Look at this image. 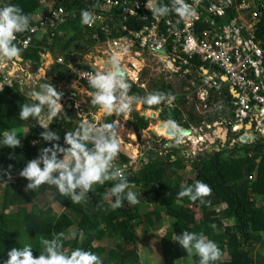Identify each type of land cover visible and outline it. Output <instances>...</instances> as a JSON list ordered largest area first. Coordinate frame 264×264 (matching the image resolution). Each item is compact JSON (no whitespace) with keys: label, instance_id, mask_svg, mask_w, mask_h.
I'll return each instance as SVG.
<instances>
[{"label":"trees","instance_id":"trees-1","mask_svg":"<svg viewBox=\"0 0 264 264\" xmlns=\"http://www.w3.org/2000/svg\"><path fill=\"white\" fill-rule=\"evenodd\" d=\"M253 1L259 3V0ZM14 5L21 7L30 16L39 8L38 0H15ZM75 6L71 8L75 9ZM82 10L84 7H81L77 20L69 21L57 29V37L52 39L51 44L47 39L34 41L31 48L22 51V58L31 62L34 73L39 69L44 49L71 60L73 56L68 52L79 54L83 39L94 46L88 37L90 34L87 26L81 24ZM27 34L28 31L17 37L22 39ZM257 36L264 40V16ZM201 68L210 67L198 60L186 67L190 72L188 79L195 83V87L199 86L200 78L194 74ZM68 75L65 67L56 65L48 78L62 82L68 79ZM130 85L129 92L136 97L147 96V91L132 83ZM151 87L152 93H163L164 99L152 105L145 103V109H163L159 119L161 122L174 123L179 129H189L199 119L192 113L187 114L184 108L187 95H179L173 85L152 83ZM221 93L224 100L222 110L206 114L203 118L209 125L224 122L232 129V123L236 121L235 100L229 95V88L224 85ZM171 98H175L174 107L167 106V100ZM32 102L20 91L19 85L0 94V139L5 130H19L26 126L30 129L29 137L21 140V147L12 149L0 143V170H6L9 177L19 178L5 193L4 213L0 217V264H5L12 248L20 249L24 244H31L33 255L38 257L41 251L39 238L43 236L51 239L60 232L64 233L63 244L69 251L78 247L92 251L101 257L103 264H143L140 228L160 232L167 219L173 221V224L162 242L165 264H176L185 259H192L194 264H199L198 256L193 254L189 258L181 246L173 241L174 236L184 231L203 233L219 246L222 258L215 264H264V256L257 248L259 245L264 248V141L257 135L253 143L245 144L241 142L242 135L232 134V140L236 141L234 146L229 142L224 147L220 146L219 151L207 152L192 163L196 176L187 185H194L197 181L208 184L212 195L205 200L211 202L210 206L199 201L192 202L187 197L178 198L181 183L175 172L183 169L185 159L181 156L183 150H177L176 146L165 151L158 147L155 153L158 159L154 156L149 163L143 160L139 172L133 169L125 172L129 183L135 184V188L130 190L137 194L139 204L131 205L125 200L122 207H111L115 197L111 196L113 201L109 203L110 195L106 194L118 181L94 185L93 192L88 194L89 200L74 204L70 198L61 196L55 186L44 184L36 191H26L29 181L19 175L27 162L38 158L43 147H52V143L42 139L44 129L35 120L19 119L20 106ZM64 111L65 114L62 112L52 120L49 130L57 132L60 136L58 143L67 147L64 136L67 131H74L78 127L76 120L79 119L74 109L64 108ZM186 115L189 119H186ZM115 120L117 116L106 117V123H114ZM133 122L140 137L150 128V121L138 114L133 117ZM116 166L123 170L125 165L119 163ZM17 184L18 189L15 187ZM48 195H52L53 202L63 208L60 215L21 212L28 205H40ZM144 205L158 207V210L143 215L141 209ZM11 208H19L20 212L6 214ZM213 224L216 225L215 229L211 227ZM80 232L84 233L83 240L79 238ZM72 233H76L73 239L69 237ZM113 254L116 255L115 260L112 259Z\"/></svg>","mask_w":264,"mask_h":264},{"label":"built area","instance_id":"built-area-1","mask_svg":"<svg viewBox=\"0 0 264 264\" xmlns=\"http://www.w3.org/2000/svg\"><path fill=\"white\" fill-rule=\"evenodd\" d=\"M12 2L0 0V7ZM98 2L102 7L93 8L97 0H88L87 10L93 11L97 17L96 22L88 27L107 38L105 45L108 51L103 52L111 60L112 57L119 60L120 66L128 72L125 79L129 84L147 90L141 78L145 68H140L145 54L155 58L168 56L171 64H184L186 67L194 60L208 64L209 69L201 68L197 72L200 84L194 90V100L205 112L203 117L222 110L221 88L224 80L236 94L234 123L241 127L249 125L255 135L264 141V40L257 36L264 16L263 3L255 5L250 0H242L238 4L234 0H186L195 10V15L181 18L175 13L154 17L146 7L147 0ZM170 3L171 0H154L151 6ZM41 4L46 8L44 14L33 22L27 37H17L16 43L22 51L31 48L34 37L39 33L58 29L71 16L57 2ZM57 64L68 70L71 82L88 87L87 79L83 78L86 73L106 72L112 68V65L106 68L95 64L87 69L64 57L59 58ZM125 64H129L127 69ZM18 79L11 60L0 58V94L13 89ZM128 94L136 97L133 93ZM143 103L133 102L126 115L114 113L131 118L139 112ZM167 106L174 107L175 98L168 99ZM190 142L196 144L192 140ZM249 143L253 142L248 139ZM127 169L125 166L122 170L124 176Z\"/></svg>","mask_w":264,"mask_h":264},{"label":"clouds","instance_id":"clouds-1","mask_svg":"<svg viewBox=\"0 0 264 264\" xmlns=\"http://www.w3.org/2000/svg\"><path fill=\"white\" fill-rule=\"evenodd\" d=\"M153 4L154 0H147L146 7L151 10L154 17H163L170 13H175L181 18L195 15V10L186 0H171L170 5L156 4L154 7L151 6ZM92 7L102 6L97 0ZM96 19L93 11L87 9L81 11L82 25L90 27ZM30 30L31 16L24 13L21 7L12 4L0 7V58L14 60L19 57L22 49L16 43L17 35ZM111 65L109 71L89 72L83 77L87 79L89 87L94 89L90 94L92 105L98 106L108 114L115 112L126 115L131 110L133 102L152 105L164 99L163 93H152L146 97L130 96L128 93L131 85L125 79V72L121 69L119 60L112 57ZM63 95V92L52 83H45L39 86L38 91L32 90L27 93L32 103L20 106L19 119L35 120L44 129L41 133L42 139L52 143V147H43L38 158L27 162L26 167L19 172L21 177L29 181L26 191H36L47 184L55 186L59 194L70 198L72 203L81 204L89 200L88 194L93 192L94 185L118 181L106 194L115 197L111 207L120 208L125 200L131 205L139 204L137 194L130 190L135 188V184L129 183L122 169L115 163L123 144L115 123L98 124L81 114L78 127L74 131H67L64 136L67 147H62L58 143L60 136L57 132L49 130L50 125L46 121L57 118L62 112L65 114L64 105L61 103ZM79 106L76 105L77 108ZM18 137L15 129L5 130L0 143L4 147L16 149L22 146ZM180 187L179 199L187 197L192 202L199 201L210 206L211 202L205 200L212 195V189L208 184L197 181L194 185L181 184ZM211 227L215 229L216 225L213 224ZM75 236L74 233L73 238ZM79 238L84 239L83 232L79 233ZM39 240L41 251L38 257L33 255L31 244H24L22 248H12L8 252L5 264H103L101 257L92 251L79 247L71 251L66 249L63 244V232L54 234L51 239L41 236ZM173 241L181 246L189 258L193 254L198 256L199 264H215L222 258L219 246L203 233L184 231L174 236Z\"/></svg>","mask_w":264,"mask_h":264},{"label":"rangeland","instance_id":"rangeland-1","mask_svg":"<svg viewBox=\"0 0 264 264\" xmlns=\"http://www.w3.org/2000/svg\"><path fill=\"white\" fill-rule=\"evenodd\" d=\"M259 2H262L264 4V0H259ZM88 51L89 52L87 51L85 52L87 54V57H93L96 59L103 58L111 61L110 56H106L105 52L101 51L100 49H93ZM68 53L71 54L73 53V51H70ZM141 63L145 64L144 67L145 72L146 73L149 72L148 73L149 76L147 78L148 83L155 82L157 84H164V83L171 84L175 86V89L179 95H183V94L187 95V99H186L187 104L185 105L184 108L187 114L192 113L193 116L196 115V117L199 118L200 121V122L197 121V123L193 124L194 125L193 129H195L196 131H200V134L202 136L210 137L214 141V143L207 142L204 145V147L198 146L197 143L200 142L195 141V143L197 144V145L195 144V146L191 142H189V144L194 148V151L192 153H190L189 150H187L188 148L183 149L181 156H183V158L185 159L184 166L181 171H176L175 175L176 178H179L181 184L187 185V183L190 180H194L196 176L195 172L192 169V163H194L197 158L201 157V155L207 152L219 151L220 146H222L221 141H223V136H220L218 132L219 128H222L223 130L229 132L228 135L229 137L227 138V142L225 143L227 145L229 142H232L234 144L235 141L232 140L233 138L230 135L237 131H238L237 134H239L240 133L239 130L242 125L237 123H232L231 126L232 129H230L226 124L221 125V123L219 122H214L212 125H209L206 122L205 118H203L205 112L200 108L198 104L195 103L193 98L195 83L190 79H188L189 71H187L184 66L179 65L174 69L171 66H169V64L162 62L161 59H159V57L151 58L149 56H146V58H144L143 62ZM98 65H101V62H99ZM194 76L196 78L199 77V73L194 74ZM104 113L105 112H99L97 115H95L94 119L89 117L87 118L98 124H103L105 123ZM147 113L150 117L151 113L149 112ZM186 118L189 119L188 116ZM117 120L118 121L115 123L116 130L118 131V134L123 141L120 154L118 156L119 160L123 162V165L127 166L128 168L127 171L133 169L135 172H139L143 167L142 161L154 157L156 151V147H155L156 142L154 141L152 131L155 130V128H157L160 125V123L156 121V123L152 124L150 128L142 135V137H140L136 133L135 128L133 126V119L128 121L125 117L117 116ZM247 126L249 125H245L244 127ZM16 132L19 135L18 138L20 140H25L30 135V130L27 126L22 127L19 130H16ZM161 133L163 135H166V130H164ZM5 172L6 170H0V217L4 213L3 203H4L6 191L12 188L14 186V183L19 180V178H12V177L9 178V176H7ZM15 187L18 189L19 185L17 184ZM112 201L113 198L110 196L108 198V202L112 203ZM156 210H158V207H149L147 205L146 206L144 205L142 206L141 214L150 215L153 211ZM23 211L28 213H37L44 215H49V214L60 215L63 211V208L53 202L52 195H48L46 198L43 199L40 205L38 204L37 206L28 205L21 212ZM18 212H20L19 208H11L6 211V214H16ZM196 212L199 214L198 211ZM172 224L173 221L167 219L165 221L164 229L160 232H154L151 229L150 230L143 229L142 227L140 228L139 233L141 238L140 243H141L143 264H165L162 242H163V238L167 235L170 228L172 227ZM73 234L74 233H72V235H69V237L72 239H73ZM112 256H113L112 259L115 260L116 255L113 254ZM176 264H194V263L192 259H185L178 261Z\"/></svg>","mask_w":264,"mask_h":264},{"label":"crops","instance_id":"crops-1","mask_svg":"<svg viewBox=\"0 0 264 264\" xmlns=\"http://www.w3.org/2000/svg\"><path fill=\"white\" fill-rule=\"evenodd\" d=\"M14 1L15 0H13V2L11 3L12 5H14ZM47 1H49V2H52V1L53 2H57V4H61L62 7H64V9L66 10V13L68 15H71L67 22L77 20V17L79 15L81 7H84V10L88 9L87 8L88 0H47ZM47 1L38 0L39 8L31 16V25L33 24V22L35 20H37L38 16L40 17V16H42L44 14V12L46 11V8H45L44 5L42 6L41 3L42 2H47ZM241 1L240 0H234V2H237V4L240 3ZM251 2H253L255 5H257L254 1H251ZM261 3L262 2H259L258 5L261 4ZM73 5L74 6L76 5L75 9L71 8V6H73ZM247 16H249V14ZM73 18H75V19H73ZM237 18H239V14H237ZM67 22H65V23H67ZM64 24H62L61 26H63ZM61 26H59L58 28H60ZM87 29H88V32L90 34L88 37L90 38V41L94 44V46H90L89 44H87V40L83 39L80 42V46H81L80 48L82 49V51L79 54H74V51H73V53H71V55L73 56V59H71L72 61H74V58L76 56H82L84 58L83 60H80V61H74V62H76L78 64L81 63L80 65L83 68H86V67L91 68L95 64L96 65L99 64V61H97L98 58L96 59V58H93V57H87V54L85 53L86 51L89 52L88 50H93V49H100L101 51H108V47L105 45V43L107 42V38L102 36L98 30H92L88 26H87ZM56 32H58L57 29L56 30H46L45 32H41L36 37H34V41H43V40L47 39L48 42L51 44L52 43V39H55L57 37ZM28 34H29V31H28ZM27 35L25 37H27ZM64 37H65V35L62 36V39ZM63 42H65V41H63ZM86 48H87V50H86ZM102 49H104V50H102ZM57 51H60V50H57ZM56 54L57 53L53 54L51 52V50H49V49H44L43 56H42V59H41V64L39 65V69L35 73L33 71V67H32L31 62L24 61V59L22 58V55H20L19 57L15 58L14 60H11V63H13L15 71H16L18 77H19L18 82L15 85H19L20 86V91L24 95L27 96V93H29L32 90H37L38 91L40 85L45 84V83H48V84L52 83L58 90L62 91L63 94H64L63 95V99L61 101V103L64 105V108H66L67 110H72V109L75 110L76 115H77V119H79V120H76L77 121L76 123H78V124L81 122V114L86 115L87 117L94 119L95 115H97L99 112H105L102 109H100L98 106H94V105L91 104V95L90 94H91V92L93 90L90 87H88V86H86L84 84L73 83V82L70 81L69 78L66 81H62V82H59V81L56 82V81H53L52 79L48 78L49 76H51L53 74V70H54L55 66L58 65L57 64V60L62 57V56H59V54H57V55ZM146 56H149L151 58H155L151 54H145L144 58H146ZM100 59H101V61H100L101 65L100 66H102V65L104 66V62H108L109 66L111 65V61L110 60L103 59V58H100ZM159 59H161L162 62H165V63L168 62L169 66H172V68H174V69H175V67H177L179 65L180 66H185L184 64H171L170 61H169L171 58L168 57V56L167 57H163V58L159 57ZM128 61L129 60H127V62ZM130 62H133V60H131ZM128 65L129 64H125L124 68L127 69ZM140 65H141V68L145 67V64H140ZM148 73H146L145 70H144V72L141 75L142 82L145 83L146 86H147V90H145L148 93L147 96L149 94H152V87H151L152 83H148L147 82V78L149 76ZM189 74H190V72H189ZM134 76H136V74H134ZM176 76H178V75H176ZM153 83H155V82H153ZM73 85H76V86L73 87ZM223 85L229 88V95L232 96V98L235 100L236 99V94H234L233 90H231L230 86L224 80H223ZM144 96H146V95H144ZM222 101H224L223 98H222ZM77 104L80 105L79 108L76 107ZM221 104L223 105V103H221ZM163 111H164L163 109H160L158 111H155V110H148L147 111L145 109V103H143V104H140L139 112L137 114L140 115L142 118H146V119L148 118L149 119L148 121H150V126L152 124H155L156 121L158 123H160V125H161L163 122H161L159 119H160V116L162 115ZM147 112L151 113L150 117H149ZM154 113L158 114V118L153 122L152 114H154ZM104 114H105V123H106V117L107 116L113 117V116L116 115L114 112L112 114H108V113L105 112ZM134 116H132L131 118H127V117H125V118L128 121H130L131 119H133ZM121 117H124V116H121ZM186 117H187V115H186ZM186 119H188V118H186ZM47 121L46 122L49 125L52 122V120H47ZM117 121L118 120H115L114 123H116ZM170 124H172L175 127L174 123H170ZM133 126H134V122H133ZM192 126L193 125H191V127ZM157 129H158V127L155 128V130H157ZM176 129H179V128H176ZM153 131H152V134H153ZM239 131H240L239 134H237L238 131L235 132V133H232V131H231V133L232 134H236V135H242V138L243 137H248V139H249L250 137H253L254 140H255V131H253L252 128H250L249 126L244 127L243 130H239ZM242 132H244V134H242ZM232 134L230 136H232ZM153 138H154V141L156 142V144H155V147H156L155 153H157L158 147L159 148L162 147L164 151L168 150L167 149V145H168L169 142L172 141V139L168 138L166 135H161V134H159V137H155L153 135ZM156 138H158L159 141H157L158 139H156ZM191 140L195 142V138H191L190 140L189 139H182L179 143H175V146H177V145L180 146V149H177V147H176V149L177 150H181V149L183 150L184 148H188L187 150H189V152L192 153L194 151V148H193V146H191L189 144V142ZM142 142H143V140H142ZM165 143H167L166 146H164ZM197 144H198V146H201V147H204V145H205V144L202 145V144H199V143H197ZM235 144H236V141L234 142V144L232 146H234ZM221 145L224 147L226 144H225L224 141H221ZM162 154L163 153H161V155ZM154 156H155V154H154ZM155 157H156V159H158L159 156L156 155ZM151 158H149V160ZM173 159H174V161L176 160L175 157ZM115 162H116V164H119V163L123 164V162H121L119 160V157H118V159ZM257 248H258V251H260V253L264 256V248H262V245L261 246L259 245Z\"/></svg>","mask_w":264,"mask_h":264},{"label":"water","instance_id":"water-1","mask_svg":"<svg viewBox=\"0 0 264 264\" xmlns=\"http://www.w3.org/2000/svg\"><path fill=\"white\" fill-rule=\"evenodd\" d=\"M83 59L84 58L82 56H76L74 58V61H80V60H83ZM97 61L100 62L101 59L98 58ZM104 66L106 68H108L109 67V63L108 62H104ZM121 69L125 72V78H127L128 77V72H126L123 69V67H121ZM152 118H153V122H154L158 118V114L157 113L152 114ZM147 120H149V119L147 118ZM243 129H244V127H241L240 130H243ZM163 130H166L167 137L172 139V141L169 142L168 145H167V149L168 150H172L175 147V143H179L182 139L196 138L198 140V142H200L199 144H202V145L206 144L207 142L214 143V141L212 142V139L210 137H204L199 132H195L192 128H189V129H176L172 124L167 123V122L162 123L160 126H158V130H154L153 131V135L155 137H159V132H161ZM218 132L221 133V136H223V141L226 143L228 135H229V132L223 130L222 128H219ZM249 140L253 141L254 138L250 137ZM241 142H243L245 144H248V137H243L241 139ZM176 147H177V149H180L179 145H177ZM145 162L149 163L150 160L149 159H145Z\"/></svg>","mask_w":264,"mask_h":264},{"label":"bare ground","instance_id":"bare-ground-1","mask_svg":"<svg viewBox=\"0 0 264 264\" xmlns=\"http://www.w3.org/2000/svg\"><path fill=\"white\" fill-rule=\"evenodd\" d=\"M172 67V66H171ZM164 131V130H163ZM163 131H161V132H163ZM161 132H159V134H161V135H163ZM220 134V136H221V133H219ZM196 142H198V140H195ZM212 142H213V140H212Z\"/></svg>","mask_w":264,"mask_h":264}]
</instances>
